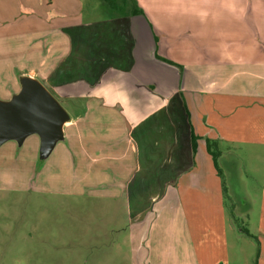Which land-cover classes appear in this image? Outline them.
Masks as SVG:
<instances>
[{"label": "crops", "instance_id": "1", "mask_svg": "<svg viewBox=\"0 0 264 264\" xmlns=\"http://www.w3.org/2000/svg\"><path fill=\"white\" fill-rule=\"evenodd\" d=\"M137 1L144 14L115 9L93 23L62 25L68 28L46 37L42 53L34 34L17 46L15 34L0 33V98L19 91L23 75L43 79L70 119L48 155L33 138L36 155L50 160L65 149L69 166L59 175L81 176L79 184L97 176L99 198L115 195L107 188L112 178L128 176L130 237L113 244L129 246L134 264H232V256L249 264L256 254L264 264V228L255 244L210 231L212 207L224 205L223 165L244 161L264 176V0ZM212 11L216 40L203 26ZM29 137L12 139L11 148ZM168 195L175 200L165 208L174 212L178 198H191L190 222L150 220L161 216L152 200ZM178 226L189 235H151Z\"/></svg>", "mask_w": 264, "mask_h": 264}, {"label": "rangeland", "instance_id": "2", "mask_svg": "<svg viewBox=\"0 0 264 264\" xmlns=\"http://www.w3.org/2000/svg\"><path fill=\"white\" fill-rule=\"evenodd\" d=\"M117 2L118 7L114 8L105 0H0V33L15 34L17 46L22 43L24 46L25 39L34 34L41 51L45 41L49 40L46 37H59L62 25L93 23L108 18L115 9L130 10V4ZM216 12L212 11L207 21L202 22L213 40L218 39L220 32V23L214 21ZM197 39L198 46L202 47L201 37ZM5 41L0 43L2 48H5ZM41 82L53 91L43 79ZM60 102L65 107V102ZM32 135L16 150L11 148V140L0 146V264H134L126 255L129 246L113 244L115 238L130 237V230L126 235L131 221L125 196L128 176L112 178L110 188H107L115 195L99 198L97 176H87L85 183L80 184L77 179L81 176H76L77 179L60 176L59 172L69 166L66 150L59 148L50 160L36 155L32 140L40 139V136ZM223 167L226 173L223 176L224 205L212 207L210 218L215 227L210 231L214 237L244 238L248 244L251 240L255 244L258 229L264 228L263 169L253 174L244 161L238 162L234 169ZM77 187L85 192H68ZM169 196L152 200L153 210L160 209L161 216L156 219L155 213L153 217L149 213L150 220L160 222L167 220L169 215L168 220L172 223L190 222L191 198H178L175 204L181 209L174 212L165 208L174 204L175 198ZM114 221H117L116 226ZM180 228L155 229L151 235H177L178 232L181 236L189 235V229ZM136 231L141 232L135 229L134 236H140ZM257 256L250 259L249 264H257ZM242 258L240 256L236 261L232 256L230 261L242 264ZM226 261L228 263L229 258Z\"/></svg>", "mask_w": 264, "mask_h": 264}, {"label": "water", "instance_id": "3", "mask_svg": "<svg viewBox=\"0 0 264 264\" xmlns=\"http://www.w3.org/2000/svg\"><path fill=\"white\" fill-rule=\"evenodd\" d=\"M20 83L11 98H0V146L12 139L21 143L37 133L41 155L46 156L63 137L69 112L39 79L23 75Z\"/></svg>", "mask_w": 264, "mask_h": 264}, {"label": "trees", "instance_id": "4", "mask_svg": "<svg viewBox=\"0 0 264 264\" xmlns=\"http://www.w3.org/2000/svg\"><path fill=\"white\" fill-rule=\"evenodd\" d=\"M105 1L107 3H109L114 8L118 7V5H119V3L117 2L118 0H105ZM120 1H122L123 5H129L130 4L131 5V11H132L133 14H144V10L138 4L137 0H120ZM214 143L215 142L210 140V139L207 140L208 149L211 151V153L213 155L214 163L218 167V160L217 159H218V156H219V152L216 151L215 149L213 150ZM193 146H194V148L196 146L194 138H193Z\"/></svg>", "mask_w": 264, "mask_h": 264}]
</instances>
